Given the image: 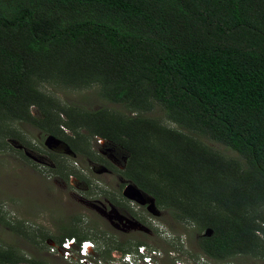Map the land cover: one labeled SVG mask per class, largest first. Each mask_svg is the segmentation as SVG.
<instances>
[{
  "label": "trees",
  "instance_id": "1",
  "mask_svg": "<svg viewBox=\"0 0 264 264\" xmlns=\"http://www.w3.org/2000/svg\"><path fill=\"white\" fill-rule=\"evenodd\" d=\"M38 83L95 86L134 114L61 106ZM152 103L239 160L142 116ZM12 122L70 151L87 138L116 146L118 175L198 230V258L264 261V0H0V148ZM63 169V180L81 178ZM51 238L85 240L74 230ZM17 261L0 249V264Z\"/></svg>",
  "mask_w": 264,
  "mask_h": 264
},
{
  "label": "rangeland",
  "instance_id": "2",
  "mask_svg": "<svg viewBox=\"0 0 264 264\" xmlns=\"http://www.w3.org/2000/svg\"><path fill=\"white\" fill-rule=\"evenodd\" d=\"M36 89L61 106L134 114L101 99L95 86L75 90L38 83ZM28 112L31 117L37 115L33 106ZM140 114L191 136L224 158L239 160L228 148L201 134L187 133L166 120L162 108L155 103ZM8 126L11 137L4 139L0 148V249L11 250L19 259L15 264H65L47 253V244L54 241L51 237L64 230L84 235L103 264H112V255L121 253L115 250L119 246L128 250L135 264H141L139 247L154 264H211L204 257L198 258V230L194 226L173 218L158 206L153 215L147 211V204L140 206L122 196L128 182L116 172L125 164L124 154L116 146L87 138L77 141L82 149L70 151L58 139V146L47 149L44 141L48 135L30 124L12 122ZM62 133L69 135L64 128ZM54 160L58 161L57 167ZM62 167V173L67 170L81 178L71 174L63 180L55 172ZM140 241L145 246L135 248Z\"/></svg>",
  "mask_w": 264,
  "mask_h": 264
},
{
  "label": "built area",
  "instance_id": "3",
  "mask_svg": "<svg viewBox=\"0 0 264 264\" xmlns=\"http://www.w3.org/2000/svg\"><path fill=\"white\" fill-rule=\"evenodd\" d=\"M99 144L103 141L95 139ZM93 245L90 241H76L74 238H64L59 242H50L47 244V253L58 258L65 264H103L93 253ZM138 252L141 255V264H154L151 256L144 253V248L139 247ZM154 256V254H151ZM112 264H135L134 259L129 254L112 255L109 260Z\"/></svg>",
  "mask_w": 264,
  "mask_h": 264
},
{
  "label": "water",
  "instance_id": "4",
  "mask_svg": "<svg viewBox=\"0 0 264 264\" xmlns=\"http://www.w3.org/2000/svg\"><path fill=\"white\" fill-rule=\"evenodd\" d=\"M60 143L61 142L57 138L48 135L45 137L44 146L47 149H52L53 147L58 146ZM66 149L68 150V147H66ZM122 196L126 200L133 201L140 206L147 204V207H146L147 211H149L153 215L156 214L154 200L151 198L143 197L140 190H138L134 185L127 183V185H125L122 190ZM204 234L208 235L209 231L205 230Z\"/></svg>",
  "mask_w": 264,
  "mask_h": 264
}]
</instances>
